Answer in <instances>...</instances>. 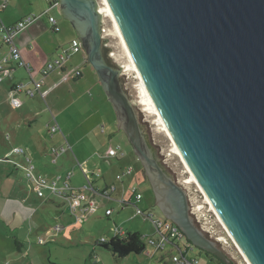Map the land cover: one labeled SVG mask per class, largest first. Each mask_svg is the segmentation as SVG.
<instances>
[{
	"label": "water",
	"instance_id": "obj_1",
	"mask_svg": "<svg viewBox=\"0 0 264 264\" xmlns=\"http://www.w3.org/2000/svg\"><path fill=\"white\" fill-rule=\"evenodd\" d=\"M198 183L252 264H264V0H105ZM155 205L203 253L232 263L189 213L108 62L96 0H59Z\"/></svg>",
	"mask_w": 264,
	"mask_h": 264
},
{
	"label": "crops",
	"instance_id": "obj_2",
	"mask_svg": "<svg viewBox=\"0 0 264 264\" xmlns=\"http://www.w3.org/2000/svg\"><path fill=\"white\" fill-rule=\"evenodd\" d=\"M46 2L47 8L40 11H38V8L34 9L31 3V7L29 6L27 9L22 7V2L19 0H14L10 3L8 2L4 8H0V18L6 25L15 23L26 14H42L32 21L25 29L14 36V41L20 48L22 57L29 64L30 71L17 66L13 60L9 59L7 47L0 42V239L5 235V230L17 233L18 238H20L21 234L26 238L27 235L29 236L28 238H30L31 234H34L37 237L38 228H40L39 224L42 220L40 216L37 217L38 225L37 223L33 225V220L36 219V217L32 206L38 203V196L36 195V197L32 195V197L30 191L27 192L24 190V186L21 184V181H24V178L20 177L17 179V182L14 181V183L2 181L3 173L8 176V172H4V170H6L5 164H9L14 169H18L13 165L10 159H15L20 163H24L23 156L12 155V150L15 147L23 148L25 154L30 156L35 162V171L42 173L47 178H51L54 174L59 173V168H65V171L71 169L73 171V176H75L76 172L73 168V164L75 163L77 166L80 164L90 175V182L94 189L93 192L86 191L87 195L93 196L94 194H97L102 199L117 202L121 197L126 200L125 194H127V189L125 190L124 188L125 182H129L125 185L127 186L126 188L131 185H136L140 189L145 185L143 181L146 177L144 176L142 168L134 172L135 169L132 164L126 163L128 160L127 153L120 148L122 152V154H120L119 150L116 148L120 145L118 143L120 137L117 135L113 137L110 135L107 139L94 136L92 146L90 147H84L83 143L80 142V145L82 144L79 146L80 149L84 148V150L89 153L86 157H82L81 163L77 160L73 150H68L61 154L56 163H50L48 149L52 144H60L62 142V135L61 133H56L51 136L48 133L46 124L51 120V116L50 120L48 121L47 119L45 121L46 123L43 125L47 115L45 110H38V98L44 100L47 96L50 97L56 90H59V88H66V93H62L60 96L56 97L57 101L62 103L60 104L61 107H63L62 109L66 110L71 105L72 107H74V105L76 106L79 100L83 97L86 99L83 104V110L86 111V116L77 122L78 125H82L86 122L88 123L89 121V133L96 130L98 126L103 130L104 125L100 123L97 116L92 120L96 109L92 113L90 112L94 109L92 108V105H90L93 103L94 99L89 98H91L93 84L99 81L97 77V81H92L93 84L86 87V80L89 78H92L93 80V77L95 76L94 73L96 74V72L91 65L90 67L88 66L89 62L87 61L86 52L82 47L78 52L71 54L66 58L64 67L54 68L45 76L40 75V68L47 62L56 59L64 60L65 56L71 51V41L77 39L70 23L61 13L59 0H46ZM50 9L56 10L57 14H60L69 25L58 20L55 16L57 23L60 26V30L58 32H53L50 29L47 16L44 14L47 10L48 13L51 14ZM76 69L80 71V75L74 77L72 72ZM29 72L33 80L41 81L40 91L44 93L43 98L39 94H36L33 97L27 95L26 89L32 87ZM18 83L23 84L25 87L21 91L13 93V96H15L20 102V106L14 108L10 103V97L12 96L11 89ZM102 93L103 96H99L100 94L98 93L97 98L99 99L101 97L104 101L109 103L104 92ZM105 113L108 114L107 108ZM72 127L73 126H68L67 129L71 128L70 131H73L74 129ZM89 149L90 152L88 151ZM84 154L85 151L79 152L80 156H83ZM38 159L40 161H38ZM86 165L89 166L88 169H86ZM127 166H132L131 174L124 173V169ZM79 170L82 182H80L79 179L73 181V176L71 178V183L75 187H80L87 183L83 172L80 168ZM93 172H98L99 176L94 175ZM112 184L115 185V190L110 191V198L101 195L103 191ZM52 198L53 195L48 194L47 198L43 200L46 202ZM27 207H29V211L26 214ZM29 222L31 223L29 224ZM27 224L28 233L26 232ZM113 229H111L112 234L110 237L113 236ZM75 237L77 236L75 235ZM37 238H39V242H43V238L39 236ZM74 244L75 247L79 246L78 243ZM180 245L183 247L185 246V243L184 245L180 243ZM171 246H168L167 250L164 251H158L151 248L142 253L144 255L140 254L136 257L133 256V258H129L132 257L130 255L122 259L125 262L119 264H126L129 259H131V262L128 264H163L168 259L170 253L177 252V249L174 246H172L174 248ZM22 247H24L23 243ZM20 248L21 247H19V249ZM191 251L192 250L189 251V254Z\"/></svg>",
	"mask_w": 264,
	"mask_h": 264
},
{
	"label": "rangeland",
	"instance_id": "obj_3",
	"mask_svg": "<svg viewBox=\"0 0 264 264\" xmlns=\"http://www.w3.org/2000/svg\"><path fill=\"white\" fill-rule=\"evenodd\" d=\"M13 1L14 0H10L9 3ZM19 1L22 2V7L26 9L29 6L31 7V4L34 9L38 8V11L47 8L46 0ZM96 1L99 5V0ZM50 12L51 14L56 16L58 20H61L63 23L69 25V23L64 20L60 14H57L56 10L50 9ZM101 27L102 33H104L103 45L105 51H107V56L109 57L111 62L120 71L119 78L121 81V85L128 98L130 99L132 105L134 106L137 116L140 117L139 119L141 120V124H143L141 125V128L144 132L148 145L151 147L153 154L157 158L159 163L173 179L180 181H182V179L184 180L187 177L188 173L184 171L185 169L180 159L171 152L170 139L162 130L159 129V127H157L153 123L154 117L143 111L142 107L137 103L139 79L136 77V73L133 71L124 72V65L129 63L128 55L122 46L120 37L114 31L112 22L107 17L103 18V15ZM112 53L113 55L112 57H110V54ZM69 55H71V53H69ZM88 66L90 67V64ZM94 75L95 76L93 77V80L92 78L86 80V87L91 86L93 84L92 81H97V76L95 73ZM66 91V88H59V90H56L50 97L47 96L44 100L38 98V110H45L46 112L47 116L45 117L43 125L46 123L45 121L47 119L48 121L50 120L51 112L55 115L61 132L65 135L68 142L72 146L73 153L76 156L77 160L81 163L82 157H86V155L89 154L86 150H84V148L80 149L79 146L82 145H80V142L83 143L84 147H90L92 146L94 136L107 139V137L110 135H112V137L117 135L120 137V140L118 141V143L120 144H118L119 147L122 149V151H125L127 153L126 155L128 157V160L126 163L132 164L135 169L134 172L142 168L141 163L134 154L130 143L128 142L122 131L117 130V122H115V116L111 105L107 103V101H104L101 97L99 99L97 98L98 93L100 94L99 96H103V90L100 83L97 82L93 84V88L91 90V98L89 99H94L93 103L90 104L94 109H92L90 112L92 113L96 109V112L93 116L94 118H92V120L97 116L100 123L104 125V128L102 130V128L98 126L97 129L91 133L88 132L89 121L88 123L86 122L82 125H78L77 123L84 116H86V111L83 110V104L85 103L86 99L83 97L79 100L76 106L74 105V107H72V105H68L70 106L68 109H62L63 107H61L60 105L62 103L58 102L56 97L60 96L62 93H66ZM106 108L108 114L105 113ZM47 123L50 124V121ZM68 126H73L72 128L74 130L70 131L71 128L67 129ZM82 151H85V154L83 156H80L79 152ZM88 151L90 152V149ZM39 159L38 161H40ZM73 165L74 167L69 166L73 167L76 172L75 176H73V181H75V179H79V181L82 182V178L80 175L81 173H79L80 170L78 166L75 165V163ZM5 167L6 170H4V172H8V176L3 173V182L14 183V181L17 182V179H19L20 177L24 178L23 170L19 168L14 169L9 164H5ZM85 167L86 169H88L89 166L86 165ZM101 167L103 168L102 165ZM64 169L59 168V171L62 172L61 174L64 173ZM128 183L129 182L124 183L125 190L127 189V186L125 185ZM143 183L145 184V188H140V191H143V198L141 202L138 203V206L141 207L144 215H136L135 208L131 204L121 205L118 202H115L113 200H105L102 199L99 195L94 194L92 196V199L97 204H99L98 210L80 221H75L74 216L70 214L66 203L62 199H59L58 197H55L53 195L52 199L44 202L45 200L43 199L47 198L46 193L43 197H37L36 193L31 191L32 189L28 186L26 180L21 181V184L24 186V190H26L27 192L30 191L31 196L33 195L38 198V203L32 206L33 212H35L36 217V219L33 220V225L36 223L38 225L37 217L40 216L42 220L39 224L40 228H38V236L43 238V242H39V238H37L38 236L36 237L34 234H31L30 238H28V235L26 238L23 236V234H21L20 238H18L17 233L5 230V235L1 237L2 239H0V264L123 263L125 261L116 259L115 257H113L112 253L96 244V242L101 238L108 240L112 234L111 229H113L115 226H118L125 232L130 231L140 233L146 243L145 251L154 248L147 243L150 237L156 239L158 234L150 216L153 219H158L160 221L164 220L165 218L162 216L161 212L155 205V199L150 183L146 178L144 179ZM191 183L192 184L187 186L189 189H193L195 187V183ZM125 197L126 201H130L131 194L128 192V190L127 194H125ZM107 207L113 209V213L110 216H105V209ZM28 211L29 207H27L26 214L28 213ZM30 223L31 222H29V224ZM56 226H59L60 230H55L54 227ZM26 232L28 233V224L26 225ZM75 235L77 237H75ZM15 239L23 243L24 247L21 246V248L19 249V247L14 242ZM74 243H78L79 246L75 247ZM180 243L184 245L185 240H182ZM222 250L229 256L234 264H246L243 257L240 255L233 244H230L229 247H226L225 249L222 248ZM189 255L197 259V264H217V261L215 259L210 258V256L201 252L197 248H193ZM131 256L132 257L129 258H133V256L136 257V255ZM130 260L131 259L127 260L128 262H126V264L131 262Z\"/></svg>",
	"mask_w": 264,
	"mask_h": 264
},
{
	"label": "built area",
	"instance_id": "obj_4",
	"mask_svg": "<svg viewBox=\"0 0 264 264\" xmlns=\"http://www.w3.org/2000/svg\"><path fill=\"white\" fill-rule=\"evenodd\" d=\"M10 0H1L0 8H4ZM47 16V21L49 23L50 29L53 32H58L60 26L57 23L55 16L48 13V10L44 12ZM42 15V14H40ZM40 15L31 13L24 15L21 19L16 21L13 24L6 25L0 18V42L5 45L8 49V58L13 60L17 66L25 68L30 71L29 64L24 60L21 54L20 48L14 41V36L25 29L32 21L37 19ZM102 39L104 33H102ZM81 48L80 43L77 39H73L70 43V53L74 54L79 51ZM109 54V53H108ZM113 53L110 54L112 57ZM69 53L65 56V59H56L47 62L44 66L40 68V75L45 76L51 72L54 68L64 67V62ZM30 79L32 83L31 88L26 89L28 96L33 97L36 94L44 97V93L40 91L41 81L33 80L30 72ZM74 77L80 75L79 70H74L72 72ZM24 85L21 83L16 84L12 89V96L10 97V103L15 108L20 106L18 99L13 96V93L19 92L24 89ZM50 124H46L48 133L52 136L56 133H61L62 142L60 144H52L48 149V155L50 156V163L54 164L57 162L59 156L68 150H72L71 145L69 144L67 138L62 134L59 124L53 114H51ZM119 150V153L122 154L120 147H116ZM13 156H23V162L20 163L15 159H10L13 165L17 168L23 170L24 180L28 183V186L32 189L38 197H43L46 195H54L62 199L72 216H74L75 221H80L83 218L93 214L99 208L98 204L92 199V195H87L86 191L93 192V186L90 182V175L84 170V168L78 164L79 168L83 172L87 183L83 186L75 187L71 183V178L73 176V171L71 169L66 170L63 174L56 173L51 178H47L40 172L35 171V164L33 160L25 154L24 149L21 147H15L12 150ZM132 166H127L124 169V173L131 174ZM94 175L99 176L98 172H93ZM178 185H180L186 192L188 204H189V213L192 217L194 223L197 227L210 239L215 241L221 248L225 249L229 247L232 243V240L229 238L225 228L219 221L216 213L213 208L205 199V196L198 189L195 184L193 189H189L187 186L192 184H185L180 180H175ZM179 181V182H178ZM115 190V185H110L101 195L110 198V191ZM128 192L131 194L130 201H126L123 197L119 198L117 202L119 204L129 203L134 206L135 214H142L144 212L141 210V207L138 206V203L141 202L143 198L142 192L136 185H131L127 188ZM48 193V194H47ZM113 212L112 208L105 209V215H110ZM151 220L154 223L155 229L157 231V238L153 239L150 237L147 241L148 245L154 247L156 250L164 251L167 250L168 246H174L177 249V252L170 253L168 259L163 264H197V259L189 256V251L194 247L189 243L183 236L181 230L176 227L170 220L164 219L162 221L158 219H153L150 216ZM55 230H60L59 226L54 227ZM113 235H124V230L115 226L113 229ZM185 240V246L180 245V241ZM145 242V240H144ZM179 243V244H178ZM146 244V243H145ZM171 246V247H172ZM172 247V248H174ZM217 264H225L223 262H217Z\"/></svg>",
	"mask_w": 264,
	"mask_h": 264
},
{
	"label": "bare ground",
	"instance_id": "obj_5",
	"mask_svg": "<svg viewBox=\"0 0 264 264\" xmlns=\"http://www.w3.org/2000/svg\"><path fill=\"white\" fill-rule=\"evenodd\" d=\"M99 12L103 15L104 17L109 18V20L112 22L113 26H114V31L117 33V35L120 37L121 39V43L122 46L124 48V50L126 51L127 55H128V59H129V63L124 65V72L127 71H133L136 73V77L139 79V87H138V101L137 103L142 107V110L147 112L148 114L152 115L154 117V124L159 127L160 130H162L165 135L170 139L171 141V152L173 154H175L181 161V163L183 164L184 167V171H186L188 173L187 177L183 180V183L185 184H189L191 182L195 183L196 186L198 187V189L202 192V194L205 196V199L207 200V202L210 204V206L213 208L214 212L216 213L219 221L221 222V224L223 225V227L225 228L229 238L232 240L233 245L235 246V248L237 249V251L240 253V255L243 257L244 261L246 264H252V262L249 260V258L247 257V255L243 252V250L241 249L240 245L238 244L237 240L235 239L234 235L232 234V232L229 230V228L227 227V225L224 223V221L222 220L221 216L219 215V213L217 212L215 206L213 205V203L210 201V199L208 198V196L206 195V193L204 192V190L202 189V187L200 186V184L198 183L197 179L195 178V176L193 175L192 171L190 170L189 166L187 165L185 159L183 158L177 144L175 143L170 131L168 130L163 118L161 117L156 104L154 103L151 94L146 86V84L144 83L140 73L138 72L130 54L129 51L126 47V44L124 42V39L122 37V34L120 32V29L113 17V15L111 14L107 3L105 0H99ZM122 67V66H121Z\"/></svg>",
	"mask_w": 264,
	"mask_h": 264
},
{
	"label": "trees",
	"instance_id": "obj_6",
	"mask_svg": "<svg viewBox=\"0 0 264 264\" xmlns=\"http://www.w3.org/2000/svg\"><path fill=\"white\" fill-rule=\"evenodd\" d=\"M105 55L107 56V51H105ZM108 62L112 63L109 58H108ZM125 204H122V205H125ZM110 215H105V216H110ZM14 242L18 247L22 246V243L18 241L17 239H15ZM96 244L108 250L110 253H112L113 257L119 260L120 259L122 260L130 255H136V256L140 255L144 253L146 249L144 238L138 232H125L124 231V235H113L108 240L101 238L99 241L96 242ZM207 255L210 256V258L215 259L217 262H222L210 254H207ZM230 264H234L233 261Z\"/></svg>",
	"mask_w": 264,
	"mask_h": 264
},
{
	"label": "flooded vegetation",
	"instance_id": "obj_7",
	"mask_svg": "<svg viewBox=\"0 0 264 264\" xmlns=\"http://www.w3.org/2000/svg\"><path fill=\"white\" fill-rule=\"evenodd\" d=\"M139 118H140V117H138V121H139V124H140V126H141V125H143V124H141V120H140Z\"/></svg>",
	"mask_w": 264,
	"mask_h": 264
}]
</instances>
